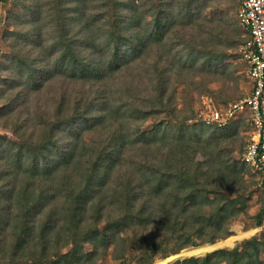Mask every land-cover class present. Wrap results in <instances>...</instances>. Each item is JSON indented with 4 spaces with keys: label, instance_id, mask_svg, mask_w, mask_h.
<instances>
[{
    "label": "trees",
    "instance_id": "obj_1",
    "mask_svg": "<svg viewBox=\"0 0 264 264\" xmlns=\"http://www.w3.org/2000/svg\"><path fill=\"white\" fill-rule=\"evenodd\" d=\"M212 1L15 0L10 52L0 62L10 73L0 81V118L14 124L0 136V264H96L108 249L123 255L137 227L153 230L151 251L163 239L178 251L229 233L250 171L227 132L182 123L187 108L172 87L179 80L201 92L196 72L227 70L241 30L233 20L230 31ZM159 110L176 118L171 129L163 119L142 130ZM46 124L52 136L35 143ZM259 188L256 224L264 216ZM242 249L208 257L231 261Z\"/></svg>",
    "mask_w": 264,
    "mask_h": 264
},
{
    "label": "rangeland",
    "instance_id": "obj_2",
    "mask_svg": "<svg viewBox=\"0 0 264 264\" xmlns=\"http://www.w3.org/2000/svg\"><path fill=\"white\" fill-rule=\"evenodd\" d=\"M159 0H156L158 2ZM15 0H0V62L5 60L6 54L10 52L9 40L6 39V30L9 28L8 24V11L12 8L13 3ZM238 0H213L212 6L221 8V10L226 14V18H224L226 22V26L231 30V21L235 20L240 27V34L239 41H237L234 46H230L226 60L229 64L227 67L226 72L221 73L220 70H217L210 75H205L202 73H195L194 78L201 81L203 84L202 91L198 92L201 88L195 84L186 85L182 81L176 80L174 81L172 87L175 89L174 101L176 102L177 106L180 108H187L186 112L180 113L179 117L183 118L184 121L182 122L184 125H191L198 121H195V110L198 105V99L201 94H209L211 95L217 103L223 104L235 98H239L250 88V82L246 76L245 72V62L241 56V44L247 37V32L239 23L237 18V6ZM213 7H208L206 10L207 14L211 11ZM227 17H231V20L227 19ZM223 20V21H224ZM226 27V28H227ZM11 28V27H10ZM225 35V30L222 33ZM7 74H10L6 69H0V81L5 80L7 78ZM2 88V87H1ZM171 89V88H170ZM198 92V93H197ZM45 95L47 92L43 93ZM95 100L97 97L94 96L92 99L91 104L94 105ZM2 101H0L1 103ZM93 107V106H92ZM54 114L52 115V117ZM165 119V121L170 122L169 128L171 129V123L175 121V117H170L165 111L159 110L155 114L149 116L146 120H144L140 124V128L142 130H151L155 127V124L160 120ZM4 118H0V136L2 134L12 135L10 127L14 124H11V121H7ZM173 124V123H172ZM217 126L209 125L206 131L216 130L217 133L220 132H227L228 133V142L229 147L231 149V153L241 160V155L244 151L245 144L247 139L251 133V124L249 120V116L247 113H242L237 117L228 120L223 126L216 128ZM51 127L46 125H39L37 127V131L35 132V136L33 137L34 142L37 143L40 140H44L47 137H51L50 130ZM19 135V134H18ZM27 136H30L29 133H26ZM205 135L200 136L201 140H204ZM189 145L193 148L196 157L203 156V149L200 141H197V135L194 133L189 134ZM24 142H27V139H22ZM14 144V142H13ZM30 146V145H29ZM19 146L13 147L12 151L7 153L11 154L12 156L16 155L15 149ZM33 147L36 146L33 144ZM248 182L244 184L242 187L245 189V193L249 194L246 199V205L244 206L243 210L240 211L238 215H236L230 222L229 225V233L223 237H218L214 242L219 241L221 238H227L230 235L236 234L239 231H250L246 235L240 237L239 239L234 241L232 245H221L217 246L213 249L204 251L200 254H193V253H185L179 254L181 249L178 251L171 250L165 239H161L159 245L155 247L153 251L147 248L148 243L152 241L154 238L153 230L151 229H144L137 227L136 233L134 234L133 238L131 239V244L128 245V249H126L123 255H113L111 249L106 250L99 258L96 260V264H139L140 259L144 260L145 263L143 264H157L159 259H164L171 254L176 255L173 258L165 261L161 264H176L177 262L190 258V257H202L205 258L203 262H197L195 264H264V216L262 217L261 223L256 224V212L259 208L260 204V186L257 184L254 175L249 172L248 175ZM133 233V232H132ZM211 241V242H213ZM254 241H257V246L253 247ZM210 242V241H207ZM207 242H198L195 241L191 246L197 244H204ZM249 243V244H247ZM244 244H247L244 246ZM190 245L187 247H190ZM243 245V249L239 252L238 256H234L235 258L229 260L228 255L221 253L215 256H209L211 253L219 250V249H234L235 247H240ZM90 244H86L88 248ZM68 245L65 246L62 251L68 249ZM144 248V249H143ZM147 248V251H145ZM182 248V249H184ZM255 248H258V252L255 251ZM247 249V256L245 258H240V254L243 253ZM257 252V255L255 252ZM170 254V255H169ZM256 255V258H255ZM227 258V259H226ZM241 261L238 263L237 261ZM233 261V262H232Z\"/></svg>",
    "mask_w": 264,
    "mask_h": 264
},
{
    "label": "built area",
    "instance_id": "obj_3",
    "mask_svg": "<svg viewBox=\"0 0 264 264\" xmlns=\"http://www.w3.org/2000/svg\"><path fill=\"white\" fill-rule=\"evenodd\" d=\"M237 18L247 32L241 44L250 88L245 95L220 104L209 94H202L195 110V121L223 126L228 120L247 113L251 133L241 155L242 162L264 186V0H238Z\"/></svg>",
    "mask_w": 264,
    "mask_h": 264
},
{
    "label": "bare ground",
    "instance_id": "obj_4",
    "mask_svg": "<svg viewBox=\"0 0 264 264\" xmlns=\"http://www.w3.org/2000/svg\"><path fill=\"white\" fill-rule=\"evenodd\" d=\"M252 230H250V231H239L238 233L233 234V235H230L227 238L220 239L217 242H207V243H204V244H197V245H194V246H190V247L181 249V251H180L179 254H185V253H193V254H197L198 253V254H200V253H202L204 251L213 249V248H215L217 246H221V245H232V244H234V241L235 240H237L240 237L246 235L248 232H251ZM176 255H178V254H176ZM176 255L171 254L170 256H168V257H166L164 259H159L158 262H157V264L164 263L165 261H168L169 259L173 258Z\"/></svg>",
    "mask_w": 264,
    "mask_h": 264
}]
</instances>
